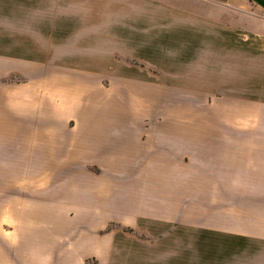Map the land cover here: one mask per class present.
Here are the masks:
<instances>
[{
    "label": "crops",
    "instance_id": "crops-1",
    "mask_svg": "<svg viewBox=\"0 0 264 264\" xmlns=\"http://www.w3.org/2000/svg\"><path fill=\"white\" fill-rule=\"evenodd\" d=\"M245 31L264 0H47V76L0 81V264H264V102L188 61ZM101 50L186 72L64 55Z\"/></svg>",
    "mask_w": 264,
    "mask_h": 264
},
{
    "label": "rangeland",
    "instance_id": "rangeland-1",
    "mask_svg": "<svg viewBox=\"0 0 264 264\" xmlns=\"http://www.w3.org/2000/svg\"><path fill=\"white\" fill-rule=\"evenodd\" d=\"M59 7L57 6V11ZM49 23V22H48ZM243 43L228 37L227 47L219 38H212L211 47L208 44L209 38L198 36L197 42L201 46L195 52L188 53V61L200 66L196 69V76L204 75L203 68L212 64L216 67L218 75L223 68L227 81L229 77L235 79L239 76L244 84V94L259 98L264 102V52H255L249 43L248 34L245 31ZM105 40V38H100ZM47 0H0V81L6 86L13 83L26 84L29 79L44 78L47 74V57L58 56L59 54H47ZM106 48V46L104 47ZM66 59H85L105 61L115 57L117 60H125L133 65L145 68L147 63L143 60H156L160 56L164 64L163 68L156 70L149 69V72H186L181 69L184 59L180 56L187 55L180 52L164 54H127L108 53L106 51L78 54H64ZM70 57V58H69ZM141 57L143 60H141ZM179 61H182L180 64ZM242 63V69H235L232 66L236 63ZM103 69H101V72ZM108 71V70H107ZM165 75V74H164ZM153 73H149L152 77ZM213 76H216L214 73ZM47 81V80H46ZM233 81V80H232ZM108 84V72L101 74V84ZM23 86V85H21ZM211 95V94H210ZM221 91L213 90V100L218 99ZM260 123H264V112L261 110ZM10 215V214H5ZM10 228L11 225H5Z\"/></svg>",
    "mask_w": 264,
    "mask_h": 264
}]
</instances>
